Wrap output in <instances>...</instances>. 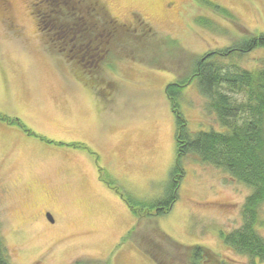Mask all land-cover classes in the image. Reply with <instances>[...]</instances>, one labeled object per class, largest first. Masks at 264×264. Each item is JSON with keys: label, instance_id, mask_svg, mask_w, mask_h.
Instances as JSON below:
<instances>
[{"label": "rangeland", "instance_id": "374dc122", "mask_svg": "<svg viewBox=\"0 0 264 264\" xmlns=\"http://www.w3.org/2000/svg\"><path fill=\"white\" fill-rule=\"evenodd\" d=\"M97 1L123 26L106 57L87 69L39 30L36 0H0V116L20 123L0 119V238L9 263L157 264L144 243L156 245L167 264L185 262L175 245L201 246L223 264H250L220 237L240 227L249 188L197 155L183 159L169 213L137 218L120 195L163 198L176 156L165 86L185 76L188 55L264 34V0ZM135 15L152 36L141 33ZM216 60L256 71L264 47ZM206 101L195 79L182 89L177 103L188 130L228 131ZM255 229L264 237V205Z\"/></svg>", "mask_w": 264, "mask_h": 264}, {"label": "trees", "instance_id": "16d2710c", "mask_svg": "<svg viewBox=\"0 0 264 264\" xmlns=\"http://www.w3.org/2000/svg\"><path fill=\"white\" fill-rule=\"evenodd\" d=\"M205 2L215 13L233 18L226 9ZM32 13L39 30L47 34L50 42L59 46V50L66 53L70 60L87 69L96 67L106 57L123 26L97 0H36L32 5ZM134 18L141 26L142 34L153 35L149 25L140 16L135 15ZM237 27L243 28L240 25ZM243 32L247 30L243 28ZM248 34L231 47L210 51L201 57L188 55L190 62L183 71L185 76L165 86V94L175 121L176 156L163 198L146 202L120 196L137 218L169 213L178 200V190L185 175L183 159L189 154L197 155L203 163L222 170L233 180L249 188V194L240 207V227L228 233L220 232V237L225 245L238 254L247 256L250 264H255L256 260L264 262V237L255 229L259 223L260 208L264 205V67L249 71L230 63L226 68L216 60L264 47V34ZM166 41L177 45L176 40ZM179 49L182 51V48ZM193 79L196 80L200 95L207 100L205 110L214 113L218 124L228 128V131L191 133L188 130L187 122L179 111L177 98ZM221 87L243 94L245 101H233L228 94L222 92ZM0 119L20 125L17 120L2 116ZM26 132L31 134L27 130ZM133 231L134 229L128 231L127 237ZM175 246L181 251L183 249L184 264H200L202 260L206 264H223L215 254L201 246ZM142 248L157 264H167L160 257L156 245L142 243ZM0 264H10L1 238Z\"/></svg>", "mask_w": 264, "mask_h": 264}, {"label": "water", "instance_id": "95a60500", "mask_svg": "<svg viewBox=\"0 0 264 264\" xmlns=\"http://www.w3.org/2000/svg\"><path fill=\"white\" fill-rule=\"evenodd\" d=\"M46 219L49 221V222H53V219H52V216L49 214V213H46Z\"/></svg>", "mask_w": 264, "mask_h": 264}, {"label": "flooded vegetation", "instance_id": "af4514ba", "mask_svg": "<svg viewBox=\"0 0 264 264\" xmlns=\"http://www.w3.org/2000/svg\"><path fill=\"white\" fill-rule=\"evenodd\" d=\"M3 9H4V8H3ZM4 10H6V9H4ZM46 213H47V211H44V212H43V215L46 216ZM52 223H53V222H52Z\"/></svg>", "mask_w": 264, "mask_h": 264}]
</instances>
